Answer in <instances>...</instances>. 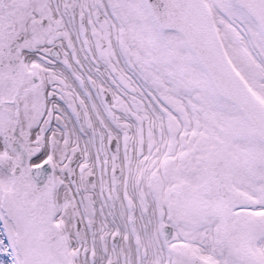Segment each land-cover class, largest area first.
Wrapping results in <instances>:
<instances>
[{
    "label": "snow or ice",
    "instance_id": "snow-or-ice-1",
    "mask_svg": "<svg viewBox=\"0 0 264 264\" xmlns=\"http://www.w3.org/2000/svg\"><path fill=\"white\" fill-rule=\"evenodd\" d=\"M0 264H264V0H0Z\"/></svg>",
    "mask_w": 264,
    "mask_h": 264
}]
</instances>
